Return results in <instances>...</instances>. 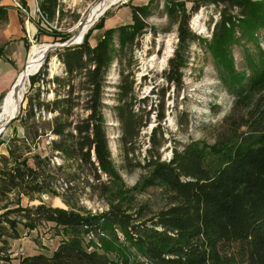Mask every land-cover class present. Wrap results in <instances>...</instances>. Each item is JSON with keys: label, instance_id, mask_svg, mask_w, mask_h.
I'll list each match as a JSON object with an SVG mask.
<instances>
[{"label": "trees", "instance_id": "obj_1", "mask_svg": "<svg viewBox=\"0 0 264 264\" xmlns=\"http://www.w3.org/2000/svg\"><path fill=\"white\" fill-rule=\"evenodd\" d=\"M38 6L48 23L54 21L58 0H41ZM204 6H213L218 13L210 38L196 36L188 27L191 14ZM164 9L178 31L165 81H180L193 44L205 48L226 92L234 97L235 109L240 106V115L223 119L225 129L212 144L174 142L168 159L161 151L168 139L156 126L144 153L133 160L138 136L147 126L138 112L145 101H131L134 80L123 71L114 104H105L103 94L113 62L132 52L150 8L132 7L130 23L107 28L94 44L86 35L79 44L56 49L52 57L63 66V75L48 82L62 93L53 91V100L36 106L28 100L24 117L11 122L20 121L24 135L14 133L6 154L0 155V264H127L122 243L136 250L142 264H264V51L259 43L264 35V0H194L188 10L184 2L170 0ZM7 10L0 5V24L7 21ZM40 27L44 26L40 23ZM61 36L55 40L66 42L67 37ZM234 46L245 61L238 71ZM34 74L29 75L31 86L46 82L45 68ZM78 100L83 115L75 113ZM107 108L118 132L123 157L119 167L109 145ZM36 113L51 117L41 126H28L25 121L34 122ZM157 117L158 122L163 118ZM48 136L53 137L47 144L53 155L35 152L39 140ZM54 157L65 166L55 167ZM63 166L73 171L72 176L82 175L92 193L108 200V209L84 216L44 205L24 208L15 203L10 208L11 196L54 193L55 178L49 172ZM132 168L146 175L140 187L125 189L121 172ZM70 173L64 176L70 178ZM70 182L65 181L67 189ZM154 186L165 191L164 208L155 212L132 206L138 191ZM42 222L61 227L67 240L51 256L11 258L9 243L20 237L18 226L34 229ZM89 234L100 239V245L93 243L90 250L81 239ZM105 236H112L113 242Z\"/></svg>", "mask_w": 264, "mask_h": 264}, {"label": "rangeland", "instance_id": "obj_2", "mask_svg": "<svg viewBox=\"0 0 264 264\" xmlns=\"http://www.w3.org/2000/svg\"><path fill=\"white\" fill-rule=\"evenodd\" d=\"M40 1L36 0L37 6ZM102 1L104 0H58L54 21L49 23V25L40 27V21L38 19L35 20L40 35L33 45L61 44L59 40H55L56 35L67 37V40L77 36L84 24L89 20L88 14ZM109 1L113 5L83 35V38L86 35L90 36L88 39L90 44H94L107 28L130 23L132 21V7L145 5L150 8V16L144 19L145 28L137 35L132 52L119 56L118 61L123 60L121 64L117 60L113 62L106 78L103 94V102L105 104H114L117 85L120 81L121 71H123L125 74H130L129 80H134V92L131 95V101H145L141 108L138 109V112L144 116V119H147L145 122L147 126L142 129L138 136L137 146L139 149L132 159H138L144 153L148 137L156 126L163 132V136L168 139V142L161 150L163 159L169 158L170 149L174 142L177 141L182 143L202 141L207 144L215 142L218 135L225 129L223 119L227 115L237 118L241 113L240 106L235 109L234 97L226 92L223 83L218 78L219 73L215 69L210 55L205 48H200L196 44H193L190 48L189 63L183 69L180 81L175 84L165 81L164 72L169 67V59L174 54L178 40L177 23L166 16L164 9L165 4L170 0H107V2ZM175 1L184 2L188 10L194 0ZM215 9L213 6H204L191 14L188 27L196 36L210 38L213 23L218 19V13ZM34 11L35 8L33 7ZM259 43L264 51V35L262 38L260 37ZM246 46L250 47L248 44ZM240 48L242 49V47ZM232 53L236 64L235 69L237 71L241 70L245 61L237 46L232 48ZM52 54L53 51L44 57L41 67L38 69L39 71L45 68L47 71L45 83L39 82L31 86L30 78L33 76L31 75L27 78L24 87H18L17 85L14 88L15 92L17 94L20 93L21 96L17 116L24 117V114H22L23 109L29 108V102H31L32 106H36L53 100V91L62 93V89H57V86L48 82L55 75L62 76L64 70L61 63L56 57H52ZM28 100L31 101L28 102ZM77 103L79 105L75 113L83 115L84 112L80 110L82 101L78 100ZM2 108H0V112L3 110ZM109 111L110 109H105L109 125L107 135L110 138L109 145L113 161L119 167L123 162V157L116 141L118 138V132L116 127H114L116 124ZM147 113L149 114L146 117ZM38 114L36 113L37 117L34 122L32 119L25 121L28 126H33V124L41 126L45 119L51 117L49 114L41 113L42 118H40ZM161 114L163 118L158 122L157 116ZM5 129L0 135V155L6 154L7 142L14 136V133L18 137L24 135L20 121L10 123ZM52 138V136L41 138L35 152L52 156L53 154H51L52 152L47 146ZM52 160L55 167L61 164L65 166L58 157H54ZM69 172H71L70 178L64 176V174ZM49 173L51 177L55 178L56 184L52 188L54 193L33 194L28 197L14 195L10 197L13 203L9 207H15V203H19L24 208H36L39 205H44L72 211L84 216H94L108 209V200L96 193H92L83 182L82 175L77 173L72 176L73 171L66 167L62 170L51 168ZM145 175V171L136 168H132V171L128 173L121 172V179L125 189L140 187L139 184H141ZM67 180H71L68 189L65 186V181ZM163 190L162 186H154L136 191L137 194L132 206L135 208L146 206L155 212L164 208L166 194ZM65 197H70L72 202L67 203ZM1 206L3 204H0ZM18 231L20 237L16 240H11L9 243L11 258H14V254L17 252L21 253L18 255L21 258L37 254L51 256L55 249L68 238L61 227L50 222H42L34 229L24 228L19 225ZM102 236L103 234L100 235V238ZM118 236L121 238L120 234ZM105 237L108 243L113 242L112 236ZM81 239L89 250L93 249L91 247L93 243L96 246L100 245V239L95 235H82ZM122 245L124 247V255L127 257V264H142V260L136 250L126 243H122ZM115 254V252L112 253L111 257L114 258Z\"/></svg>", "mask_w": 264, "mask_h": 264}, {"label": "crops", "instance_id": "obj_3", "mask_svg": "<svg viewBox=\"0 0 264 264\" xmlns=\"http://www.w3.org/2000/svg\"><path fill=\"white\" fill-rule=\"evenodd\" d=\"M14 1L0 0V5L8 7L7 21L0 24V108L14 90L30 49L39 37L33 12L34 0H17L23 4L24 11L18 10ZM2 107L5 109L6 105Z\"/></svg>", "mask_w": 264, "mask_h": 264}, {"label": "bare ground", "instance_id": "obj_4", "mask_svg": "<svg viewBox=\"0 0 264 264\" xmlns=\"http://www.w3.org/2000/svg\"><path fill=\"white\" fill-rule=\"evenodd\" d=\"M113 3L111 1L107 2V0L102 1L95 8L92 9L89 15V20L82 27V30L75 37V42H80L82 36L97 20L98 18L107 11ZM74 42V43H75ZM49 48V45H33L30 49V60L28 62L27 69H24L21 74H19L18 80L16 81L15 87H24V84L29 75H32L41 67V62L45 57L46 50ZM18 89V88H17ZM7 101L4 102L3 106L6 105L5 109L0 112V135L6 130L4 128L5 123L9 121L13 116H15L18 112V107L20 103V93H16L15 90L10 91L7 95ZM121 237V236H120Z\"/></svg>", "mask_w": 264, "mask_h": 264}, {"label": "built area", "instance_id": "obj_5", "mask_svg": "<svg viewBox=\"0 0 264 264\" xmlns=\"http://www.w3.org/2000/svg\"><path fill=\"white\" fill-rule=\"evenodd\" d=\"M14 3H15V6L18 8V10H20V11H24V6H23V4H20V2L19 1H14ZM34 8H35V13H34V15H35V20L36 19H38L39 21H40V23L44 26V25H49V23L46 21V19L44 18V16L41 14V12H40V10H39V7L37 6V2H36V0H34ZM29 60H30V53H29V55H28V60H27V63H26V65H25V67H24V69H27V66H28V62H29ZM21 253H15L14 254V256H18V255H20Z\"/></svg>", "mask_w": 264, "mask_h": 264}, {"label": "water", "instance_id": "obj_6", "mask_svg": "<svg viewBox=\"0 0 264 264\" xmlns=\"http://www.w3.org/2000/svg\"><path fill=\"white\" fill-rule=\"evenodd\" d=\"M76 37V36H75ZM75 37L67 40L66 42L64 43H59L58 45H49V48L46 50V53H45V56L49 53V52H52V51H55L56 49H59V48H63V47H68V46H72V45H76V44H79V42H75ZM82 39H83V36H82ZM81 39V41H82ZM80 41V42H81ZM75 42V43H74ZM5 100V99H4ZM4 101L2 102V105H3ZM2 108V106H1ZM19 109V107H18ZM18 114V112H17ZM17 114L15 116H13L9 121H7L5 123V126L4 128L8 127V125L11 123V121H13L16 117H17Z\"/></svg>", "mask_w": 264, "mask_h": 264}]
</instances>
